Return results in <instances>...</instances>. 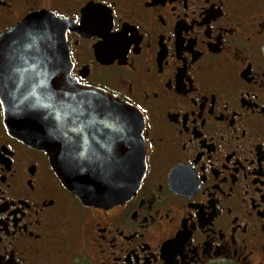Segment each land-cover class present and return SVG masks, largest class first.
<instances>
[{"label": "flooded vegetation", "instance_id": "1", "mask_svg": "<svg viewBox=\"0 0 264 264\" xmlns=\"http://www.w3.org/2000/svg\"><path fill=\"white\" fill-rule=\"evenodd\" d=\"M43 10L71 76L138 110L146 173L85 205L0 100V264H264V0H0V36Z\"/></svg>", "mask_w": 264, "mask_h": 264}, {"label": "water", "instance_id": "2", "mask_svg": "<svg viewBox=\"0 0 264 264\" xmlns=\"http://www.w3.org/2000/svg\"><path fill=\"white\" fill-rule=\"evenodd\" d=\"M75 25L43 10L5 31L0 100L10 134L43 150L83 204L108 207L135 194L145 176L143 121L131 104L71 76L67 32ZM96 56L108 58L99 48Z\"/></svg>", "mask_w": 264, "mask_h": 264}, {"label": "snow or ice", "instance_id": "3", "mask_svg": "<svg viewBox=\"0 0 264 264\" xmlns=\"http://www.w3.org/2000/svg\"><path fill=\"white\" fill-rule=\"evenodd\" d=\"M139 107V106H138Z\"/></svg>", "mask_w": 264, "mask_h": 264}]
</instances>
